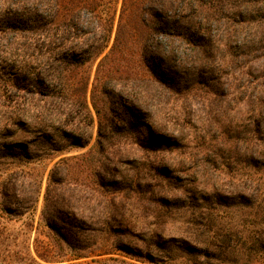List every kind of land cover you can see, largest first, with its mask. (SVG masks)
I'll return each mask as SVG.
<instances>
[{
	"label": "trees",
	"instance_id": "obj_1",
	"mask_svg": "<svg viewBox=\"0 0 264 264\" xmlns=\"http://www.w3.org/2000/svg\"><path fill=\"white\" fill-rule=\"evenodd\" d=\"M37 1L31 9L0 0V123H59L73 144L87 145L95 119L84 66L100 58L91 94L98 134L91 150L51 168L39 221L26 224L37 233L26 257L106 264L122 251L165 264L163 219L177 210L194 264L263 252L264 238L214 212L236 196L264 226V0H122L114 37L115 16L95 42L89 19L84 29L73 15L56 27V8L69 0ZM83 1L76 19L98 15L95 0ZM22 173L0 181L10 216L40 203L41 176ZM151 216L153 228L139 223ZM13 235L0 224V255Z\"/></svg>",
	"mask_w": 264,
	"mask_h": 264
},
{
	"label": "rangeland",
	"instance_id": "obj_2",
	"mask_svg": "<svg viewBox=\"0 0 264 264\" xmlns=\"http://www.w3.org/2000/svg\"><path fill=\"white\" fill-rule=\"evenodd\" d=\"M83 0H69L67 5L68 9L62 10L61 8H56V27L61 25L63 19L69 17L78 16V13L74 10L83 4ZM26 5L31 9H36L40 7V3L37 0H26L24 3L20 0H7L8 7H17L19 5ZM122 0H95L94 5L96 13L98 15H90L89 11L83 10L80 13L82 19H76L75 17L72 22H77L80 27L85 28V20L89 19L92 22L93 34L89 37L87 34L85 38H90L91 42H95L100 36L99 25L104 24L107 20L115 16V27L113 31V37L116 31V26L119 20L120 9ZM1 5V4H0ZM73 15V16H72ZM88 25V26H89ZM87 26V25H86ZM88 30L91 28L87 27ZM103 28H101L102 30ZM89 40V41H90ZM84 42V41H82ZM71 45V42H68ZM83 45V44H82ZM91 60L87 62L84 66L85 75L89 77V89H88V100L91 105V109L94 115V124L92 126V135L90 141L87 145L78 146L72 143L71 139L67 138L60 129L58 124L46 123V125L33 127L28 125L26 127H21V125L16 124H4L0 123V181L5 179L6 176L14 170L23 172L21 175L33 173L36 178H42V195L38 209L31 212L24 213L23 215L10 216L8 213L2 210L4 202L7 200L0 193V224L8 226L12 229L14 233L12 240L15 245H11L10 252L0 255V264H35L28 257H26V249L24 243L29 238V244L33 248L35 246L34 238L37 235L36 230H32L30 233H26V224L36 219L35 222L39 221L41 215V210L43 207V198L48 182V176L53 165L63 157L73 156L88 152L95 145L97 134H98V117L94 111L91 104V94L93 89V83L95 79V73L97 69L98 61ZM2 77V76H1ZM6 78V76H3ZM3 81V80H1ZM4 82V81H3ZM30 82H35L31 81ZM0 85H2L0 83ZM32 90V87H31ZM31 93H22L26 96H31ZM21 96V95H20ZM19 96V97H20ZM22 97V96H21ZM23 98V97H22ZM37 125L36 123H34ZM143 122H141V125ZM50 125V126H48ZM182 182L179 185L184 186ZM31 189V180L26 179L20 187V194H24V190ZM178 191V190H177ZM183 188H179V192H182ZM226 195V194H225ZM227 197V195H226ZM253 198V196H249ZM214 200V198L212 199ZM224 202L230 204L229 207L218 209L215 213V218L217 222L225 223L229 222L239 226V228L245 229L247 231H254V236H260L264 238V226L258 225L255 221L254 212L251 211L246 206L239 204L236 200V196L231 198L221 199ZM227 200V201H226ZM8 204V203H7ZM252 212L251 215L249 213ZM185 219L183 211L177 210L173 214L166 215L163 219L165 220V232L163 239V245L166 247L165 251L170 255V259H167L165 264H194L193 259L195 255L189 250L188 245L183 244L179 241L178 232H181L183 220ZM142 220V219H141ZM155 219L151 216L147 220L143 219L139 221L140 224L146 223L153 228ZM138 223V224H139ZM182 228V229H181ZM171 233V235H169ZM189 239V237H188ZM18 253L19 259L15 256ZM108 256H116L118 260H111L106 264H148L145 259L140 257L128 255L122 251L119 254H112ZM145 262V263H144ZM209 262V263H208ZM198 264H264V251L263 252H244L237 255H233L228 260L214 258V259H199Z\"/></svg>",
	"mask_w": 264,
	"mask_h": 264
}]
</instances>
